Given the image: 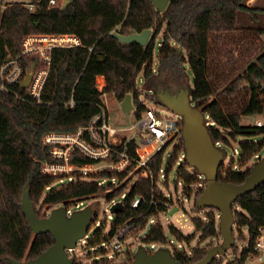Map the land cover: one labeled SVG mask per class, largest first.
<instances>
[{
  "label": "trees",
  "instance_id": "16d2710c",
  "mask_svg": "<svg viewBox=\"0 0 264 264\" xmlns=\"http://www.w3.org/2000/svg\"><path fill=\"white\" fill-rule=\"evenodd\" d=\"M1 1L0 45L5 41L10 43L11 56L20 53L22 40L32 34H73L79 38L81 46L53 50L39 103L18 85L9 91H0V264H9L10 259L33 260L53 244L50 234H33L21 212V197L26 187L32 205L35 196L41 198L42 205L50 208L63 206L65 210L72 203L98 195H102L105 203L125 195L121 200L123 210L107 216L104 213V221L89 236L88 230L98 222L94 211L85 236L76 244H86L96 257L106 253L104 248L97 249L96 246L109 243L117 230L132 226L130 232L133 235L150 224L149 232L141 239L144 244L168 249L180 264L202 260L208 250L200 246L190 247L192 235H185L173 224L164 229L160 223H150L164 211L162 202L171 203L161 187L163 185L165 191L168 190V175L175 165H179L176 185L179 181L184 187L196 185L194 212L202 211L197 209L196 199L202 194L205 181L184 160L180 132L167 156V147L175 138L151 158L150 174L145 177L134 181L125 173L113 174L103 170L89 178H77L67 185H59L57 179L41 174V164L51 161L41 139L50 132L74 133L93 116L106 112L104 94L111 95L118 102L131 95L132 104L136 106L134 117L138 118L145 110L139 101L138 77L142 73V80L147 82L156 76L152 63L157 47L159 66L166 68L165 74L169 77H184L181 63H187L193 76L192 103L208 117V132L217 147L230 146L238 136L263 137L240 143L238 168L231 162L229 167L225 168L222 163L218 169V182L242 184L254 164L248 166V163L260 160V152L264 149V124L256 127L240 123L242 117L264 118V101L258 88L259 83L264 85V45L259 38L264 34V28L251 26L252 22L258 23L264 18L262 0H255L251 5L247 4L248 0H170L163 13H157L149 0H70L64 9L61 4L49 6L50 0H28L36 7L33 12L25 7L26 3L12 2L2 8ZM147 29L154 33L145 46L123 44L112 36L113 33L125 36L141 33ZM161 31L162 40L156 42ZM8 47L4 45L5 50ZM230 55L237 56L235 65L228 63ZM21 63L28 68L37 61L22 59ZM98 75L105 78L101 91L96 87ZM143 97L145 101L156 103L152 93ZM70 100L73 107L65 108L64 104ZM122 148L123 143L118 145V149ZM135 148V141H130L127 151L131 157H135ZM164 157L167 158L165 169L162 168ZM70 162L92 163L76 154ZM187 168L192 169V173ZM111 179H116L117 185L111 184ZM102 180L106 183L98 185ZM189 191L184 189L183 195ZM134 199L141 202L131 208ZM233 206L238 208L233 210L232 207L235 229L240 234L237 240L239 243L245 241L240 233L242 228H246L248 240L240 250L233 244L230 249L235 253L226 264H246L255 232L264 226V183L239 197ZM35 213L38 216V212ZM216 213L218 211L207 208L203 217L190 218L194 230L199 232V242L220 237ZM108 216L112 217L111 225L103 234ZM170 241L179 245L185 243L190 249H177L174 243L169 249ZM153 249L147 252L152 253ZM227 251L210 264H217V259L227 255ZM71 253L67 252L72 264H85ZM93 264L116 263L106 259Z\"/></svg>",
  "mask_w": 264,
  "mask_h": 264
},
{
  "label": "built area",
  "instance_id": "2783aa9c",
  "mask_svg": "<svg viewBox=\"0 0 264 264\" xmlns=\"http://www.w3.org/2000/svg\"><path fill=\"white\" fill-rule=\"evenodd\" d=\"M55 5H57L55 0L49 1V6ZM25 7L30 12H33L36 8L34 4L29 2L26 3ZM80 46L79 38L73 34L27 35L21 42V51L17 56L13 57L10 55V47L1 54L0 91H9L16 85L21 86L30 68L33 67L34 70L30 82L24 89L30 98L39 103L51 66L53 50ZM31 58L37 61L36 65L25 68L21 60ZM140 97L139 101L141 102ZM73 105V101L70 100L64 104V107L71 108ZM143 106L145 110L138 118H135V125L128 128L116 129L112 127L109 123L107 112L101 111L93 116L84 127L79 128L74 133L50 132L45 134L41 139V144L47 149L51 161L41 164V174L57 179L59 185H67L77 178H89L103 170L113 174L125 173L127 176L133 170H140V177L147 176L150 174L149 163L151 158L161 151L168 141L178 135L181 127H179V120L162 119L144 104ZM135 111L136 106L133 105L131 112L134 114ZM252 125L261 127L262 122L255 121ZM135 135L140 137V141H135L133 138ZM132 140L136 144L135 157H131L127 151V145ZM122 143L123 148L118 149V145ZM75 154L88 159L92 163H71L70 159ZM160 173L162 178V170H160ZM140 177L137 176L136 179ZM110 182L113 185H117L116 179H111ZM105 183L106 180H102L98 182V185ZM166 197L169 198L170 196L167 194ZM120 199L124 200L125 195H122ZM140 202V199H134L131 203V208H136ZM111 203L115 204L117 202L114 203L112 201ZM150 204L155 205L154 201H150ZM161 204L165 207L164 211L161 212L163 214L169 210L170 203L162 202ZM80 206L81 202H76L75 205L69 207L67 213L69 214ZM111 218V216L107 217L108 220H111ZM154 222L155 220H150V223L154 224ZM94 226H99V222ZM132 228V226H124L117 230L116 234L110 239L108 249L113 254L107 256V261H113L119 254L123 248L124 238ZM172 244L173 242L170 241L168 248L171 249ZM150 247L153 248L154 246ZM177 249H180V245H178ZM73 250L67 252H72ZM246 263L264 264V226L259 227L255 232L252 251L249 253Z\"/></svg>",
  "mask_w": 264,
  "mask_h": 264
},
{
  "label": "water",
  "instance_id": "95a60500",
  "mask_svg": "<svg viewBox=\"0 0 264 264\" xmlns=\"http://www.w3.org/2000/svg\"><path fill=\"white\" fill-rule=\"evenodd\" d=\"M170 0H149L157 13H163ZM71 1H65L62 9ZM112 36L120 43L145 46L152 37L150 29L141 33L130 35ZM176 47V45H174ZM180 49V48H179ZM34 68L31 67L25 79L21 83L26 88L30 82ZM264 101V85L258 84ZM154 94L156 103L165 107L169 112L181 119L180 137L183 143L184 160L194 171L203 176L205 187L197 199L198 210L211 208L219 212L218 230L222 241L220 244L208 249L202 260L194 264H210L215 257L224 255L234 244L232 226L234 224L233 205L239 197L247 195L256 190L264 183V157L253 164L242 184L234 185L217 181V172L225 158V152L217 147L208 132V117L192 103V91L188 88L177 86L174 89L163 90L158 87L156 90H149ZM193 105V106H192ZM122 112L132 111V97L126 95L120 103ZM264 115V104H263ZM123 210L121 202L113 204L109 212L119 213ZM21 212L24 215L30 230L35 235L50 234L53 244L42 252L37 258L29 261L9 260V264H72L73 260L68 256L67 251L75 248L76 243L81 240L92 221L94 210L90 207L82 211H76L66 215L64 207L52 209L46 217L39 218L30 201L28 187L24 188L21 197ZM116 264H180L174 259L166 248H159L148 253L144 248L139 247L130 262Z\"/></svg>",
  "mask_w": 264,
  "mask_h": 264
},
{
  "label": "rangeland",
  "instance_id": "374dc122",
  "mask_svg": "<svg viewBox=\"0 0 264 264\" xmlns=\"http://www.w3.org/2000/svg\"><path fill=\"white\" fill-rule=\"evenodd\" d=\"M55 1H56L57 5H59V4L62 5L65 1H70V0H55ZM254 1L255 0H248L247 4L251 5ZM12 2L27 3L28 0H2L1 1L2 8L4 7V5H6L8 3H12ZM260 4L264 5V0H262ZM251 26H252V28H264V18H262L258 23L252 22ZM151 31H152V35H153L154 31L153 30H151ZM162 35H163V32L161 31L156 37V42H160L162 40ZM259 38H260L262 44L264 45V34L260 35ZM4 45H7V47L10 46L7 41L2 42V44L0 45V49H1L2 53L0 51V54H3L5 51ZM176 48L179 50L180 46L177 47V45H176ZM7 49H9V47ZM243 51H245V48L243 49ZM0 58H1V55H0ZM227 61L230 65H235L236 61H237V56L236 55H230L227 57ZM152 68L154 69V73L156 74V76H155L156 78L154 77L153 80L144 82L142 80L143 79L142 73H141L140 77H138V90L140 91L141 102L147 108H149L153 112H155L162 119L180 120L179 116L169 112L165 107H163L157 103L145 101L143 96L146 93H152L149 91L150 89L156 90L158 87H161L163 90H168V89L164 88V87H167V85L169 88L171 86V89H174L177 86H181V87H184V89L188 88L189 90H192L193 76L190 73V70H189L187 63L185 61L181 63V68L183 69L182 73L184 74V77L178 78V79L175 75H172L169 77L167 74H165L166 68L164 66H162V67L159 66V62L157 60V47H156L155 51H154V59H153V63H152ZM171 78H174V80ZM156 80H157V82H159V85L154 83V82H156ZM169 80L170 81L173 80V81L170 82ZM165 81L169 82V83H165ZM178 81H180L181 84L178 83ZM152 83H154V84H152ZM104 86H105V78H101L98 75L97 79H96L97 89L99 91H101L104 88ZM102 99H103L104 104H105L106 109H107L106 112H107L108 117H109V123L112 127L116 128V129H120V128H128L130 126L135 125L136 119L134 117L133 112H131V111L128 113L122 112V110L120 108L121 102L115 101L111 95H105V94L102 95ZM255 121H261L262 124H264L263 116L242 117L240 123L242 126H247L250 123L253 124ZM259 137L247 138L244 136H238L236 138L235 142L234 141L230 142L231 143L230 146L222 147V149L225 152V158L223 160L224 167L225 168L229 167L230 163L232 162V163H234L236 168H238L239 167V156H240V152H239L240 143L243 141H253L254 139H257ZM133 138L137 142L140 141V137L138 135H135ZM260 138L263 139V137H260ZM176 141H177V138H175L168 145L165 156H167V154H169L171 152ZM260 157L261 158L264 157V149L260 152ZM252 163H255V161L252 160L250 163H248V166H250ZM166 165H167V158L164 157L162 168L165 169ZM178 167H179V165L173 166L171 172L168 175V179H167L168 190L165 191L166 188L163 185L161 187V189L164 190L163 191L164 193L163 192L162 193L166 194V195L168 194L170 196V199H171L170 208L167 212H164L163 214L158 215V218L154 219L155 220L154 223L162 224L164 229L169 224H173L175 227H177V229H179L185 235H188V236L192 235L193 236L192 237L193 239L190 242V247L200 246V247H204L205 249L208 250L211 247L220 244L222 241V238L220 236V237H215V238H209L205 241L199 242V232L194 230V226L192 225V221L190 220V218L193 216L203 217L204 213L207 212V208L203 209L199 213L194 212L196 185H190V186L184 187V186H182V183L180 181L176 185V171L178 170ZM187 170H188V172L192 173V169L187 168ZM139 171L133 170L130 174H128V177L132 176L133 180H135L137 176L140 177ZM201 177L204 178L203 176H201ZM184 189H189L190 191L188 193H186V195H183ZM20 196H21V194H20ZM197 199H196V201H197ZM32 201L34 203L33 204L34 210L38 212V216L40 218L43 216H47L52 209L63 207V206H59V207H55V208H50L47 205H42L41 204L42 203L41 198L38 199L35 196L32 197ZM118 201H121V199L114 201V203L118 202ZM19 202H20V197H19ZM75 204L76 203H72L69 206H73ZM112 204L113 203H105L104 199L102 198V195L101 196L98 195L96 197H93V198H90L87 200H83L81 202V206L78 209L71 211V214L73 212L82 211L85 208L90 207L95 211L97 218H98V222L102 223L104 221V213L106 214V216L112 215L109 212V209H110ZM234 209L238 210V208L236 206H233V210ZM216 216H217L216 223L218 225L219 212L216 213ZM110 225H111V220H106V227L104 229H102L103 234H106L108 232ZM96 230H97V227L92 225L90 227V229L88 230V232H89L88 235L92 236L96 232ZM149 230H150V224H148L147 227L143 231H140L139 233L135 232L132 235V232L129 231V233L124 238L123 248L121 249L119 254L115 257L113 262L121 263V262L132 261L134 254L136 253V251L138 250L139 247L144 248L146 251H150L151 247H149V245L144 244L141 241L143 236H145L149 232ZM232 232H233V237H234V245H236L238 247V250H240L243 246L246 245V242L248 240L247 230H246V228L240 229L241 236L246 241V242L244 241L241 243H239L237 240L238 235H240V234H238L239 232L235 229L234 224L232 226ZM85 241H86V239H85ZM86 243H87V241H86ZM173 243H174L175 248H178L179 243H175V242H173ZM185 245H186L185 243H182V244L180 243V249L182 247H185ZM172 246H173V244H172ZM190 247L186 246L184 249L188 251V249H190ZM96 248L97 249H103L104 248L106 250V253L104 255L100 254L96 257L93 254V251L91 250V248H86V244L82 245V246L80 244H78L74 248V250L72 251L71 254L78 257V260L80 262L85 263V264H93L96 261L99 262L101 260H106L108 255L113 254V252L108 249L109 243H104V245L102 247L96 246ZM153 248H155V249H153L155 251V250L162 248V247L158 245V246H154ZM233 253H235L234 250H232V249L228 250L227 255L217 259V264H220V263L226 264L228 261L232 260ZM246 264H249V263H246Z\"/></svg>",
  "mask_w": 264,
  "mask_h": 264
},
{
  "label": "flooded vegetation",
  "instance_id": "af4514ba",
  "mask_svg": "<svg viewBox=\"0 0 264 264\" xmlns=\"http://www.w3.org/2000/svg\"><path fill=\"white\" fill-rule=\"evenodd\" d=\"M170 82H171V81H170ZM154 83H156L157 85H159V82H157V80H156V82H154ZM154 83H152V84H154ZM165 83H169V82H166V81H165ZM162 87H163V86H162ZM164 88H166V89L169 90V89H171V86H170V88H169L168 85H167V87H164Z\"/></svg>",
  "mask_w": 264,
  "mask_h": 264
},
{
  "label": "bare ground",
  "instance_id": "6f19581e",
  "mask_svg": "<svg viewBox=\"0 0 264 264\" xmlns=\"http://www.w3.org/2000/svg\"><path fill=\"white\" fill-rule=\"evenodd\" d=\"M68 209H69V208H68ZM68 209H66V215H67V216L71 214V212H70L69 214L67 213Z\"/></svg>",
  "mask_w": 264,
  "mask_h": 264
},
{
  "label": "crops",
  "instance_id": "0c3cea01",
  "mask_svg": "<svg viewBox=\"0 0 264 264\" xmlns=\"http://www.w3.org/2000/svg\"><path fill=\"white\" fill-rule=\"evenodd\" d=\"M9 45H10V43H9ZM107 110V109H106ZM251 124V123H250Z\"/></svg>",
  "mask_w": 264,
  "mask_h": 264
}]
</instances>
